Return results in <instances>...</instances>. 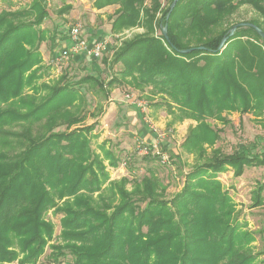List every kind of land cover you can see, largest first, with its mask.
I'll use <instances>...</instances> for the list:
<instances>
[{"label":"trees","instance_id":"1","mask_svg":"<svg viewBox=\"0 0 264 264\" xmlns=\"http://www.w3.org/2000/svg\"><path fill=\"white\" fill-rule=\"evenodd\" d=\"M47 1L0 11V264H38L55 238L50 256L58 263L70 255L75 264H264L263 231V248L255 251L256 233L240 221L237 202L219 178L228 168L241 176L246 167L264 166V139L231 153H209L205 146L221 138L211 119L227 124L232 112L264 114V38L256 28L264 32V0H177L173 8L174 0H95L97 8L118 4L110 15L112 33L136 26L146 33L115 49L110 65L121 69L108 82L65 75L37 102L47 86L37 83L41 45L50 40L53 46L58 34L43 26L51 16ZM243 5L258 17L242 21L231 35L241 23L233 15ZM71 8L66 3L60 12ZM86 83L102 90L149 87L153 96H164L155 105L167 107L170 124L196 121L181 143L194 162L171 198L157 172L160 153L144 154L145 174L138 178L133 154L123 159L109 139L99 143L100 151L92 148L97 121L81 124L85 116L70 108L83 100ZM18 123L26 126L6 128ZM36 123L41 127L33 134ZM168 155L167 163L174 154ZM105 161L113 168L126 164L128 175L112 179ZM263 191L260 184L252 192V207L264 205ZM50 209L62 213L58 235L45 217Z\"/></svg>","mask_w":264,"mask_h":264},{"label":"rangeland","instance_id":"2","mask_svg":"<svg viewBox=\"0 0 264 264\" xmlns=\"http://www.w3.org/2000/svg\"><path fill=\"white\" fill-rule=\"evenodd\" d=\"M31 1L0 0V11L8 8L25 7ZM47 2L51 16L46 19L43 26L56 29L58 34L53 46L50 40L43 42L41 45L44 61L42 64V77L38 79L37 83L47 86L42 89L37 102L41 100L43 95H48L49 87L57 85L60 77L65 75L68 80L77 81L86 75L92 74L105 83L108 82L112 76L118 75L119 69H121L120 64L110 65L115 49L122 44L124 39L146 33L142 26H136L120 30L111 36L109 23L112 22L110 19L112 12L93 10L97 7L94 6L92 0H48ZM66 3H70L72 8L61 13L60 9ZM161 3L165 5L166 0H161ZM157 15L160 17V12ZM256 17H258V14L251 6L243 5L233 15L232 19L234 22H242ZM76 24L81 25L83 36L89 39V42L92 43L96 39L108 41V48L101 58L94 59L86 53H81L80 56H71L69 59L59 62L55 59L60 50L70 46L71 41H69L68 36L63 37L62 35H68L70 28ZM155 33L160 35L161 29L157 27ZM90 39L93 40L90 41ZM103 58L107 61H104ZM149 89V87H146L140 91L125 84H117L110 90H102L94 83H86L81 89L83 100L79 101L77 108L73 106L70 108L75 113L85 116V120L81 124L88 125L97 121L92 132L93 149L100 151L99 143L104 139H109L114 144V150L119 151L118 153L123 159H128L133 154V174L138 178L145 174L142 167L145 165V159H143L144 154L140 151V140H145L148 146L149 143H158L159 147L162 146L170 155L173 153L174 156L170 158L171 161L159 165L157 171L163 185H168L167 198H171L183 186L184 173L189 170L194 162L193 154L182 152L181 143L184 141L188 129L195 125L196 121L192 119L176 120L173 124H170L173 117L168 114L167 107L155 105L156 102L162 101L164 96H153ZM27 92L30 93V90H27ZM127 94L131 96L128 97ZM138 103H142V106ZM228 119L230 123L227 124L216 119L210 120L212 124L221 128V138L214 146L205 145L209 153L215 148H219L224 153H231L238 145L253 143L256 137L264 139V114L232 112L228 115ZM25 126L26 124L18 123L13 126L8 125L6 128L12 131H21ZM40 127L39 123L34 124L32 126L33 134H36L37 129ZM65 128L66 126L62 125L57 129ZM159 134L161 136H158ZM149 138L153 140L151 141ZM116 141L121 143L122 147L117 146ZM20 150H23V147L15 149L11 154ZM105 164L110 169L112 179L128 175L124 163L115 169L108 165V161H105ZM228 170L233 171V168L221 172L219 178L237 202L240 221L246 220L249 229L255 231L257 240L253 246L255 251H260L263 248L260 231H263L262 234L264 235V205L252 207L251 195L258 185H264V166L246 167L244 174L241 176H235L233 172H228ZM127 188L132 189L131 182L127 184ZM45 217L55 224V234L58 235L61 229L60 218L62 213L50 209L46 212ZM57 242V238L50 242L51 246L46 247V251L39 259L38 264H47L48 261H52L50 256L52 245ZM60 259L64 262L61 264H75L70 255ZM8 264L19 263L15 261Z\"/></svg>","mask_w":264,"mask_h":264},{"label":"built area","instance_id":"3","mask_svg":"<svg viewBox=\"0 0 264 264\" xmlns=\"http://www.w3.org/2000/svg\"><path fill=\"white\" fill-rule=\"evenodd\" d=\"M69 38L71 44L69 47H66L60 50L59 54L56 56V60L59 62L61 60H67L71 56L80 55L81 53H86V55L91 56L94 59L101 58L104 52L108 48V41L104 39H97L94 42H89V39L83 36V29L81 25L76 24L72 26L69 30ZM130 97V94H127ZM138 105L142 106V103H138ZM158 136H161L160 134ZM140 151L143 154L147 153H160L162 163H167L169 161V155L165 151H163L158 143L153 144V149L146 144V141L140 140ZM47 264H61L56 261H50Z\"/></svg>","mask_w":264,"mask_h":264},{"label":"water","instance_id":"4","mask_svg":"<svg viewBox=\"0 0 264 264\" xmlns=\"http://www.w3.org/2000/svg\"><path fill=\"white\" fill-rule=\"evenodd\" d=\"M176 2H177V0H174V1H173V3L171 4V8H173V7L175 6ZM240 24H241V25H244V24H246V23H245V22H241V23H239V24L233 25V27H231V29H230V34H231V35L234 34L235 30L237 29V27H238ZM256 28H257V30L259 31V33L262 35V37L264 38V32H263L259 27L256 26ZM161 29H162V32L164 33V35H165L166 37H168V36H167V25L162 26ZM226 40H227V37H224L223 40H222V42H221L220 47H222V46L225 44ZM190 50H192V49L189 48V49H184V50H182V51H183V52H188V51H190Z\"/></svg>","mask_w":264,"mask_h":264},{"label":"crops","instance_id":"5","mask_svg":"<svg viewBox=\"0 0 264 264\" xmlns=\"http://www.w3.org/2000/svg\"><path fill=\"white\" fill-rule=\"evenodd\" d=\"M93 1V3H94V1L95 0H92ZM117 7H118V5H116V4H113V5H109V6H106L105 8H94L93 10H96V11H102V10H108L109 12H112V14L115 12V10L117 9ZM110 24V34H111V36L113 35V33L111 32V23H109ZM108 24V25H109ZM96 39V38H95ZM94 39V40H95ZM91 40H93V39H90V41ZM97 40V39H96ZM70 41V40H69ZM70 44H71V42H70ZM41 52H42V54H43V49H42V46H41ZM80 56V55H79ZM44 58V57H43ZM142 132V131H141ZM149 140H153V139H150L149 138ZM111 168H113V167H111ZM115 169V168H114ZM228 172H233L232 170H228ZM233 174V173H232ZM244 174V173H243Z\"/></svg>","mask_w":264,"mask_h":264}]
</instances>
